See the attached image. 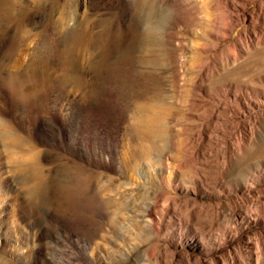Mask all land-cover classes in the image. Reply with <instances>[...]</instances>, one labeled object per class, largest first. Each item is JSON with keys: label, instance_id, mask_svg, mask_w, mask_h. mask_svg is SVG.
Returning a JSON list of instances; mask_svg holds the SVG:
<instances>
[{"label": "rangeland", "instance_id": "obj_1", "mask_svg": "<svg viewBox=\"0 0 264 264\" xmlns=\"http://www.w3.org/2000/svg\"><path fill=\"white\" fill-rule=\"evenodd\" d=\"M12 2L0 264H264V0Z\"/></svg>", "mask_w": 264, "mask_h": 264}, {"label": "bare ground", "instance_id": "obj_2", "mask_svg": "<svg viewBox=\"0 0 264 264\" xmlns=\"http://www.w3.org/2000/svg\"><path fill=\"white\" fill-rule=\"evenodd\" d=\"M13 0H0V17H4L5 19H8L9 21H19V19H17V17L14 15V13H13V2H12ZM4 19V20H5ZM9 21H7V22H9ZM60 25V24H59ZM57 28V27H56ZM62 28V27H61ZM19 30V29H18ZM57 29H55L54 31H56ZM53 31V32H54ZM5 36H7V35H5ZM54 38H55V36H54ZM54 40H57V39H54ZM55 42V41H54ZM55 45L57 44V42H55L54 43ZM54 44H53V46H54ZM16 47V46H15ZM62 47V46H61ZM8 48V47H7ZM11 48H12V46H11ZM55 48V47H54ZM58 48V47H57ZM6 50V49H5ZM35 50V49H34ZM44 50V49H43ZM36 51H37V49H36ZM51 51V50H50ZM56 51V50H55ZM4 52V51H3ZM48 53H46V52H43L42 50L40 51V59H39V68L41 67L42 69H46V68H48L50 65H52L51 64V56L49 55V51H47ZM38 54V55H39ZM53 58V57H52ZM3 60V59H2ZM37 62V61H36ZM37 64V63H36ZM33 69V68H32ZM31 69V70H32ZM36 69V68H35ZM35 69H33V70H35ZM26 72H28V71H26ZM32 73H36V71L35 72H32ZM43 73V72H42ZM9 74H13V72H11V73H9ZM15 72H14V77H16V76H20V74L19 75H16L15 76ZM24 74H25V72H24ZM28 74H31V71L28 73ZM37 74V73H36ZM10 78L11 79H13V77H11L10 76ZM19 78H21V77H19ZM14 79H16V78H14ZM18 79V78H17ZM28 79V78H27ZM23 80V79H22ZM14 81V80H13ZM15 82V81H14ZM22 82V81H21ZM8 83H10V82H8ZM20 83V82H19ZM14 84H16V83H14ZM11 85V84H10ZM13 85V84H12ZM29 85V84H28ZM27 84H26V86H23L22 87V89L23 88H26L27 86H28ZM16 86V85H15ZM14 87V86H13ZM19 87V86H18ZM33 88V87H32ZM27 89V88H26ZM37 89V88H36ZM21 90V89H20ZM28 90V89H27ZM29 90H31V89H29ZM18 91V90H17ZM21 92V91H20ZM26 91H22V98H25L26 97V95H28L29 96V94H32V92L31 93H29V94H26L25 93ZM34 93H36V92H34ZM34 95V94H33ZM33 95H31V96H33ZM34 97V96H33ZM29 98V97H28ZM26 99V98H25ZM92 120V119H91ZM10 129V128H9ZM6 130H8V129H6ZM9 131V130H8ZM5 134H6V131L4 132ZM7 133H9V132H7ZM7 135V134H6ZM4 136L5 138H8L9 139V145H19V144H21L22 143V141L20 140V139H16L15 137H10L9 135H7V136ZM16 136V135H15ZM52 136H53V138H52V141H54V142H56L57 141V139H58V137H57V135H56V132L54 133V134H52ZM18 138V137H17ZM23 140V139H22ZM25 143V142H24ZM88 143V140L84 143L85 145V147H86V144ZM23 145V144H22ZM9 147V146H8ZM12 148V147H11ZM12 151V150H11ZM33 156H31V159L30 160H28L26 163H24V164H31V169H32V172L34 173V175L37 177V178H39L40 177V167H39V165L38 164H40V160H39V157L37 156V155H35L33 158H32ZM25 169V168H24ZM31 174V173H30ZM32 192L34 193L35 192V189H32ZM67 235L71 238V237H73V235L71 234V232L70 231H68L67 230ZM74 241V243H77V245L78 244H80V245H82V240H81V238H76L75 240H73ZM75 247H76V245L74 244V249H75ZM67 248H64V247H58V248H56V253H58V254H60V255H63V254H65V253H67ZM88 254V253H87Z\"/></svg>", "mask_w": 264, "mask_h": 264}]
</instances>
